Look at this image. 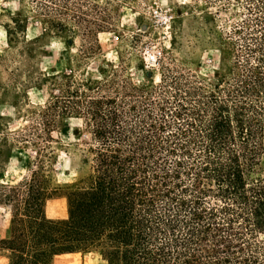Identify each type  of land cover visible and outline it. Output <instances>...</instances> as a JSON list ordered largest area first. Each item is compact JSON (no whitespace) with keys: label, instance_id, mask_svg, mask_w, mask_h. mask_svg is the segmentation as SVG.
Instances as JSON below:
<instances>
[{"label":"trees","instance_id":"16d2710c","mask_svg":"<svg viewBox=\"0 0 264 264\" xmlns=\"http://www.w3.org/2000/svg\"><path fill=\"white\" fill-rule=\"evenodd\" d=\"M243 2L211 77L60 82L35 139H18L33 148L29 175L0 184L4 264L90 251L107 264H264V0ZM65 114L83 119L89 173L63 187L67 214L53 219L50 133Z\"/></svg>","mask_w":264,"mask_h":264},{"label":"rangeland","instance_id":"374dc122","mask_svg":"<svg viewBox=\"0 0 264 264\" xmlns=\"http://www.w3.org/2000/svg\"><path fill=\"white\" fill-rule=\"evenodd\" d=\"M243 5V0H0V184L29 175L33 148L18 139H35L38 112L58 95L60 82L157 85L165 67L211 77L220 62H228L220 49L228 31L246 16ZM153 49L161 55L149 64ZM86 135L83 119L71 114L50 133L47 218L66 216L63 187L89 173ZM8 218V206L0 204V238ZM51 264L107 263L90 251L61 254Z\"/></svg>","mask_w":264,"mask_h":264},{"label":"built area","instance_id":"2783aa9c","mask_svg":"<svg viewBox=\"0 0 264 264\" xmlns=\"http://www.w3.org/2000/svg\"><path fill=\"white\" fill-rule=\"evenodd\" d=\"M151 52L152 53L148 54L147 58H146V61L149 64L154 63L159 58V56L161 55V51L159 49H153Z\"/></svg>","mask_w":264,"mask_h":264}]
</instances>
